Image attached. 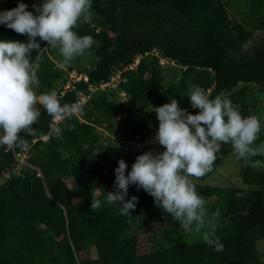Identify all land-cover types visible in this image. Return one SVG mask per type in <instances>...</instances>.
<instances>
[{
	"label": "trees",
	"instance_id": "trees-1",
	"mask_svg": "<svg viewBox=\"0 0 264 264\" xmlns=\"http://www.w3.org/2000/svg\"><path fill=\"white\" fill-rule=\"evenodd\" d=\"M16 2L0 0V9H11ZM23 2L33 10L32 0ZM240 2L248 12L242 22L231 19L222 0H92L90 10L97 29L88 22L74 28L77 34H89L97 41L95 65L85 72L88 83H76L60 94L67 75L63 77L49 59L37 62L38 53L33 50L39 77L37 93L55 90L61 104H72L88 84L106 83L117 69L121 72L118 89L136 112L143 113L164 80L157 58L148 54L158 50L182 72L155 107L175 98L186 109L183 100L188 86L197 84L210 97L227 95L242 115H255V88L264 90V0ZM255 30L263 36L252 39ZM0 38L27 39L26 34L4 26H0ZM45 44L42 41L41 47ZM137 56L141 58L136 67L126 70ZM87 101L78 116L58 125L60 136L53 134L50 124L54 117L44 109L32 125L34 135L23 130L19 133L28 141L29 165L19 175L2 177L14 163V154L23 149L5 151L6 146H0V264H264L255 247L264 239V170L243 166L238 173L242 188L207 186L204 180L221 161L217 156L211 170L192 177V182L207 201L209 212L218 211L216 233L223 250L213 251L200 241L138 253L137 240L130 231L149 233L154 224H179L134 185L128 187L129 196L139 198L136 208L130 210L134 218L119 214L114 204L90 208L91 193L103 201L102 190L113 191L117 161L124 159L130 169L135 157L144 152L128 151L111 138L103 140L96 128L104 127L126 142L129 133L153 135L158 128L156 114L151 127L142 129L119 119L129 109L112 94L99 93ZM260 141H264V132L256 140ZM251 159L264 160V156ZM97 187L102 190L97 191ZM73 196L78 201L74 202Z\"/></svg>",
	"mask_w": 264,
	"mask_h": 264
},
{
	"label": "clouds",
	"instance_id": "clouds-1",
	"mask_svg": "<svg viewBox=\"0 0 264 264\" xmlns=\"http://www.w3.org/2000/svg\"><path fill=\"white\" fill-rule=\"evenodd\" d=\"M91 3L40 0L28 10L23 0H17L15 7L0 9V26L27 37L25 41L0 38V146L28 147V141L19 133L23 130L29 136L35 134L32 125L41 106L56 119L78 111L75 103L61 104L55 90L37 93L39 77L32 51L37 50L38 56L45 48H55L60 54L57 63L63 65L84 54L92 46L93 37L77 34L74 28L91 19ZM42 41L47 42L46 47H41ZM185 96L190 107L198 111L188 112L175 98L152 107L158 120L154 142L162 150L137 155L130 169L124 159H119L114 168L113 191L97 187L104 198L102 201L91 193L90 208L114 204L119 214L134 218L130 210L136 208L139 198L128 193L129 185H134L149 194L154 205L186 233L198 235L213 251L220 252L224 245L216 233L218 211L209 212L192 177L211 170L222 144H230L235 157L251 166L264 164V160L251 159L264 156V141L254 143L261 122L256 115H242L227 95L210 97L200 85L190 84ZM52 132L60 136L61 128L53 127ZM135 218L140 220L139 216Z\"/></svg>",
	"mask_w": 264,
	"mask_h": 264
},
{
	"label": "rangeland",
	"instance_id": "rangeland-1",
	"mask_svg": "<svg viewBox=\"0 0 264 264\" xmlns=\"http://www.w3.org/2000/svg\"><path fill=\"white\" fill-rule=\"evenodd\" d=\"M222 1L226 6L227 11L229 12L231 19L240 22L246 19L248 12L245 9L246 6L243 5L240 0ZM88 24L90 27L94 29L96 28L97 21L95 20L93 15L88 21ZM252 27L253 24L250 25V28ZM262 36V31L260 32L255 30L253 32L252 39H258ZM252 39L250 41H252ZM46 46L47 42L45 44V47ZM96 46L97 41L93 40L92 46L88 50H86L84 54L74 57L72 62L67 65L57 63L58 59H60V54L55 48H45L37 56L36 61L39 62L49 58L51 61H53V63H55L59 67V70L63 77L66 76V72L69 70H75L77 72L85 73L88 69H91L95 65L96 58L94 52ZM140 58V56H137L136 60H140ZM170 63L168 60V63L166 65L160 66L157 62L158 67H160L161 69L164 80L157 94L154 96L153 100L150 102L149 106L145 109L143 113L136 112L134 108L130 105L129 99L123 94V92L118 89L119 80L112 81L108 86H105L101 89H97L95 92L88 94L86 96V100L88 99V97L90 99V97H94L99 93L112 94L114 100L121 102L123 105H125L127 109H129V113L119 116V119L124 121L128 126L134 125L142 129L150 128L154 113V111H152V107H155L157 101L163 95L168 86L175 83L181 76L182 68L175 63ZM135 67L136 65L133 66V69ZM61 86V83H59L58 87ZM255 94V97L257 96L255 115L260 119L261 122V131L258 134L259 136L264 132V90L262 88L257 87L255 88ZM87 102L88 101H86V103ZM183 104L186 107L187 111L192 109L189 105V100L187 96L183 100ZM112 124L115 126L116 122H113ZM96 132L102 137L103 140H105L106 138H111L119 145L124 146V148L128 151L131 150L132 152H137L147 150H162V146L156 144L154 140H151V138H154L155 133L153 135L139 137L133 135L132 133H129L127 141L120 142L116 135L111 134L109 130L104 127L96 128ZM254 143L258 144L256 141ZM216 156L219 157L221 161L217 165L214 173L208 176L203 183L207 186L217 187L224 190L231 188H242L243 185L238 176V173L243 166L250 164L246 163L244 160L237 159L232 151L230 144H222L220 150L216 153ZM259 167L264 170V165H261ZM254 169H256V166H254ZM68 187L72 189L73 185L68 183ZM73 201L76 202L78 201V199L73 196ZM130 233L136 238L137 251L141 254L202 241L198 237V235L186 233L182 228L174 227L164 222L154 224L151 232L149 233L140 231L138 229H134L130 231L129 234ZM255 247L260 260H264V239L257 241Z\"/></svg>",
	"mask_w": 264,
	"mask_h": 264
},
{
	"label": "built area",
	"instance_id": "built-area-1",
	"mask_svg": "<svg viewBox=\"0 0 264 264\" xmlns=\"http://www.w3.org/2000/svg\"><path fill=\"white\" fill-rule=\"evenodd\" d=\"M32 2L35 3V4H39L40 0H32ZM148 54L155 56L158 59L157 62H158V64L160 66L166 65L168 63V60H166L162 56L161 52L158 51V50H152ZM136 58L134 59V62L130 66L125 68L126 70L127 69L133 70V66L137 65L138 62H139V60H136ZM169 63L170 64H174L173 61H169ZM66 73H67L66 74L67 75V81L63 85V87H62L63 91L60 92V94H63L64 91L72 89L73 85L76 84V83H79V82L88 83V78H87V74L86 73L77 72L75 70H69ZM120 73L121 72L116 69V70H114L111 73V75L109 77V80L106 83H101L99 85L88 84L86 91L79 93L77 100L74 102L77 105L78 111L75 112V113H68V114L62 116L60 119L53 118L52 122L50 124V128L53 129V127H58V125L65 119H68V118H70L72 116H78V114L80 113L81 107L84 106L86 101L89 99V97H88V99L86 100V96L88 94H91L92 92H95L97 89H101V88H103L105 86H108L112 81L119 80V82H120L121 81ZM46 139H47V137H43L42 138V140H44V141ZM12 147L13 146H6L5 147V151L12 149ZM26 159H27L26 149L23 148L22 152L14 154V163L10 166L9 169L5 170L2 173V177L5 178V179H9L11 177L19 175L20 171L22 170L23 167L29 166L26 163Z\"/></svg>",
	"mask_w": 264,
	"mask_h": 264
},
{
	"label": "crops",
	"instance_id": "crops-1",
	"mask_svg": "<svg viewBox=\"0 0 264 264\" xmlns=\"http://www.w3.org/2000/svg\"><path fill=\"white\" fill-rule=\"evenodd\" d=\"M43 50H44V49H43ZM43 50H42V51H43ZM42 51H41V52H42ZM48 59H49V58H48ZM49 60H50V59H49ZM50 61H51V60H50ZM52 62H53V61H52ZM58 68H59V67H58ZM42 109H43V108H42V106H41V107H40V111H41ZM151 140H154V138H153V139L151 138ZM261 165H264V164H261ZM261 165H260V166H261ZM256 169H262V168L259 167V166H256Z\"/></svg>",
	"mask_w": 264,
	"mask_h": 264
}]
</instances>
